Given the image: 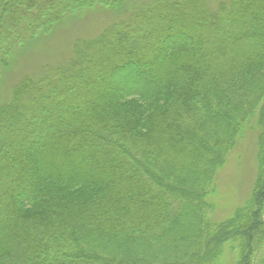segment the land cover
Instances as JSON below:
<instances>
[{
  "label": "trees",
  "instance_id": "obj_1",
  "mask_svg": "<svg viewBox=\"0 0 264 264\" xmlns=\"http://www.w3.org/2000/svg\"><path fill=\"white\" fill-rule=\"evenodd\" d=\"M125 2L0 0V76L67 15ZM189 2L76 39L0 102V264H216L226 242L264 264V0ZM253 119L251 196L213 222L205 198Z\"/></svg>",
  "mask_w": 264,
  "mask_h": 264
},
{
  "label": "rangeland",
  "instance_id": "obj_2",
  "mask_svg": "<svg viewBox=\"0 0 264 264\" xmlns=\"http://www.w3.org/2000/svg\"><path fill=\"white\" fill-rule=\"evenodd\" d=\"M167 1L169 5L175 6L174 12H191L193 0H126L120 8H111L102 5L87 8L82 11L71 13L57 22L48 31L37 37L36 40L26 41L20 45L11 68L4 69L0 76V102L8 100V93L12 87L24 78L45 76L47 70L51 68L66 67L67 61L72 58L73 44L76 39L97 38L99 35H107L113 32L111 25L119 24L123 20L125 24H131V14L137 9H141L142 17L158 14L156 10L149 9L151 4H162ZM201 11L214 12L219 5H230L231 0H194ZM144 11V12H143ZM134 28V24L127 26ZM110 30V31H109ZM179 39L184 40V37ZM16 48V49H17ZM50 80L51 76H46ZM50 77V78H49ZM53 79V78H52ZM118 80V79H117ZM111 81H116L111 79ZM75 85V82H74ZM150 85L149 88H153ZM53 96V93H52ZM27 95H23L18 105L25 100ZM59 99L60 96H55ZM8 98V99H7ZM253 130L246 134L250 136L244 138L238 146H234L229 151L226 162L222 165L216 175L214 190L206 196V202L211 205L207 212V217L213 222L231 217L239 207H243L252 193V186L257 174V158L254 155L257 150L255 136L257 132L256 120L253 119ZM1 216V212H0ZM223 252L216 264H234L237 259V249H230V244L225 243Z\"/></svg>",
  "mask_w": 264,
  "mask_h": 264
}]
</instances>
